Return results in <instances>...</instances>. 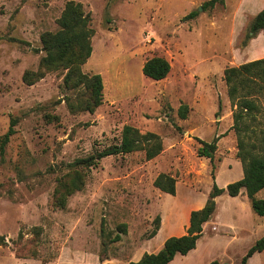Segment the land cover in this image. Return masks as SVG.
<instances>
[{
    "label": "rangeland",
    "instance_id": "1",
    "mask_svg": "<svg viewBox=\"0 0 264 264\" xmlns=\"http://www.w3.org/2000/svg\"><path fill=\"white\" fill-rule=\"evenodd\" d=\"M69 1L92 16L93 53L82 71L103 78V103L94 113L70 112L67 100L85 90L64 87L67 71L47 73L34 85L23 80L26 72L39 71L41 37L60 29ZM207 1L0 0V136L16 121L0 157V242H6L0 264H136L170 234L180 213L186 219L188 208L207 201L215 183L226 188L240 178L239 134L224 72L248 61L258 6L246 11L240 0H224L204 9ZM194 11L195 18L183 20ZM154 56L171 64L164 80L143 74ZM257 103L260 122L264 99ZM183 105L186 119L179 114ZM125 126L158 134L162 153L147 160L138 151L75 168L78 159L118 143ZM254 126L261 128L250 119L242 124ZM217 137L215 159L199 157V139ZM78 171L84 184L62 208L58 190ZM161 173L177 179V200L154 186ZM161 211L166 225L146 242L157 218L162 224ZM210 221L185 264H240L264 237V218L253 215L246 195L224 192ZM257 264H264V253Z\"/></svg>",
    "mask_w": 264,
    "mask_h": 264
},
{
    "label": "trees",
    "instance_id": "2",
    "mask_svg": "<svg viewBox=\"0 0 264 264\" xmlns=\"http://www.w3.org/2000/svg\"><path fill=\"white\" fill-rule=\"evenodd\" d=\"M217 4H224V0L207 1L203 8H213ZM196 16L197 11H194L183 20L193 19ZM59 27L57 32L43 34L41 41L45 56L41 59L40 69L36 73L26 72L23 80L28 85H34L45 78L47 73L67 71L64 77V87L67 90L81 88L85 90L84 96L79 95L76 100H67L70 112L88 111L94 113L103 103V78L100 74L88 75L82 71V67L93 53L92 40L95 30L92 27V16L85 10L83 4L69 1L59 19ZM261 31H264V9L252 20L247 39H253ZM142 71L145 77L161 81L166 79L171 72V64L163 57L154 56L145 62ZM224 77L228 86V96L235 108L233 129L239 134L237 156L242 164L243 178L230 183L226 188H220L215 183L205 206L191 212L187 234L167 239L164 247L158 253H145L136 264H169L177 255L185 256L194 250L203 235L204 225L212 219L217 210L216 198L224 192H227L230 197H237L244 190L252 211L256 215L264 217V199L257 197V194L264 190V120L260 122L256 120V115L261 113V107L257 101L260 98L264 99V58L244 63L238 67H229L225 70ZM179 114L182 119H186L188 106L183 105ZM248 119L251 123H257L261 128L242 127L243 122ZM15 125L16 121H12L8 132L0 136V157L4 156L6 147L15 134ZM219 139L220 137H217L211 143L199 139L202 146L198 150V156L213 161ZM138 151L145 152L147 160L158 157L163 151L161 137L153 132L143 133L133 126H125L118 143L94 155L78 159L74 166L76 169L96 167L104 158ZM212 169L214 170L215 167L213 166ZM82 184L84 182L79 171L74 177L64 181L58 190L59 196L56 199L59 206L64 208L66 197L75 190H80ZM154 186L160 191L174 196L177 180L169 174L162 173L155 179ZM155 223L149 238H153L160 228L159 218ZM120 228V233L123 234L126 232L127 225L123 224ZM120 240L121 236L118 235L117 241ZM5 244V241L0 242V245ZM263 251L264 237L249 249L241 264H247L254 254ZM209 264L227 263L213 261Z\"/></svg>",
    "mask_w": 264,
    "mask_h": 264
},
{
    "label": "crops",
    "instance_id": "3",
    "mask_svg": "<svg viewBox=\"0 0 264 264\" xmlns=\"http://www.w3.org/2000/svg\"><path fill=\"white\" fill-rule=\"evenodd\" d=\"M239 6L240 7H243V9H245L246 11H247V9H253V8H255L256 6H258V8L256 9V14L254 15V16H252L253 17V19L264 9V0H240V2H239ZM246 11H244V13H245V15H247L248 16V14H247V12ZM251 16V15H250ZM246 57L248 58V61L247 62H251V61H255V60H259V59H263L264 58V31H261V32H259L253 39H251V41H250V44L248 45V47L246 48ZM247 62H244V63H247ZM243 63V64H244ZM225 164V163H224ZM239 165H242L241 163H238ZM241 168H242V166H240ZM219 173H220V171H219ZM162 174V173H161ZM165 174H168V173H165ZM160 175V174H159ZM158 175V176H159ZM169 175H171V174H169ZM219 175V174H218ZM240 178L238 179V180H240V179H242L243 178V172L242 173H240ZM157 176V177H158ZM171 176H173V175H171ZM156 177V178H157ZM174 177V176H173ZM175 178V177H174ZM218 178V177H217ZM176 179V178H175ZM177 180V179H176ZM237 180V181H238ZM230 183H233V182H230ZM229 183V184H230ZM228 184V185H229ZM227 185V186H228ZM226 186V187H227ZM177 188H176V193L177 194H175L174 196L173 195H170V194H168V195H170L172 198H175L176 200L178 199L177 197H178V186H176ZM164 193V192H163ZM245 193V194H244ZM165 194H167V193H165ZM246 195V192L244 191V190H242V192L240 193V197H243L244 195ZM262 195V196H261ZM239 196H237V197H239ZM220 197V196H219ZM237 197H232V198H237ZM246 197H247V195H246ZM257 197L258 198H261V199H264V190H262V191H260L258 194H257ZM247 199H248V197H247ZM216 201H217V198H216ZM248 201H249V199H248ZM206 202V201H205ZM203 203V204H201V205H199V206H194V207H190V209L188 208V210H187V214H186V219H184L183 217H182V214L180 213L179 214V218H180V221H178L173 227H172V229H171V231H170V234L167 236V237H165L164 239H163V241L159 244V245H157V246H154L153 248H151V250H149V252H142L141 253V255L138 257V260L140 261V259L142 258V256L145 254V253H148V254H155V253H158L163 247H164V244H165V242H166V240L167 239H169V238H171V237H181V236H184V235H186L187 234V231L186 230H188V228H189V225H190V215H191V212L192 211H196V210H200V209H202L204 206H205V204L206 203ZM249 203H250V201H249ZM250 207H251V205H250ZM251 210H252V208H251ZM162 213H161V217H162V224L160 225V228H159V230H158V232H157V234L153 237V238H149L146 242H148V241H151V240H153V239H155L156 237H158V235H159V233H160V231L162 230V229H164V227H165V225H166V220H167V218H166V212L164 213L163 211H161ZM253 212V211H252ZM253 215H256L254 212H253ZM258 216V215H257ZM264 218V217H263ZM214 221H215V219H214ZM211 223V221L210 222H207L205 225H204V228L208 225V224H210ZM215 224V223H214ZM187 228V229H186ZM203 232H204V230H203ZM203 236V235H202ZM202 238V237H201ZM200 238V239H201ZM145 243V242H144ZM254 246V245H253ZM197 247V246H196ZM196 249V248H195ZM195 249L194 250H192L189 254H187V255H185V256H183V255H177L175 258H174V260L172 261V262H170L169 264H185V262L189 259V256H190V254L193 252V251H195ZM249 251V250H248ZM247 251V252H248ZM262 253H264V251L262 252ZM262 253H256V254H254L249 260H248V262H247V264H257V260H258V256L260 255V254H262ZM247 254V253H246ZM243 259V258H242ZM242 261V260H241ZM138 263V262H137ZM241 264V263H240Z\"/></svg>",
    "mask_w": 264,
    "mask_h": 264
},
{
    "label": "water",
    "instance_id": "4",
    "mask_svg": "<svg viewBox=\"0 0 264 264\" xmlns=\"http://www.w3.org/2000/svg\"><path fill=\"white\" fill-rule=\"evenodd\" d=\"M203 9L202 8H200V10L199 11H202Z\"/></svg>",
    "mask_w": 264,
    "mask_h": 264
}]
</instances>
